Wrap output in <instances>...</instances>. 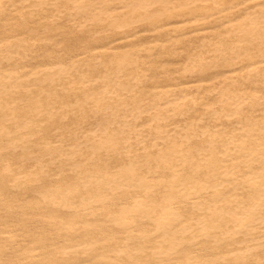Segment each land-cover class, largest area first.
Listing matches in <instances>:
<instances>
[{
	"label": "bare ground",
	"instance_id": "1",
	"mask_svg": "<svg viewBox=\"0 0 264 264\" xmlns=\"http://www.w3.org/2000/svg\"><path fill=\"white\" fill-rule=\"evenodd\" d=\"M0 264H264V0H0Z\"/></svg>",
	"mask_w": 264,
	"mask_h": 264
}]
</instances>
